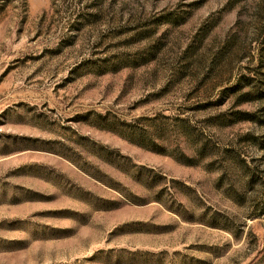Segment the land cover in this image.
Segmentation results:
<instances>
[{"label":"rangeland","instance_id":"rangeland-1","mask_svg":"<svg viewBox=\"0 0 264 264\" xmlns=\"http://www.w3.org/2000/svg\"><path fill=\"white\" fill-rule=\"evenodd\" d=\"M0 264H264V0H0Z\"/></svg>","mask_w":264,"mask_h":264}]
</instances>
